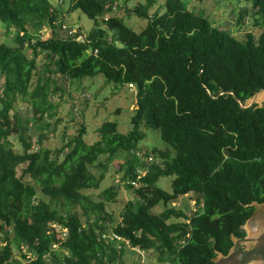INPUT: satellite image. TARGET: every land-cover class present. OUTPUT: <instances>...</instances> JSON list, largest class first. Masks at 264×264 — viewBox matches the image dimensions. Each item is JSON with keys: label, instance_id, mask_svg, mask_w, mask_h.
Wrapping results in <instances>:
<instances>
[{"label": "trees", "instance_id": "16d2710c", "mask_svg": "<svg viewBox=\"0 0 264 264\" xmlns=\"http://www.w3.org/2000/svg\"><path fill=\"white\" fill-rule=\"evenodd\" d=\"M62 1L94 21L84 41L76 38L79 29L74 35L63 29L60 8L50 0H0V19L15 30L17 43H0V264H125V244L155 249L172 264H215L216 256L234 247V238L247 235L253 202H264V100L241 105L264 88V0H246L257 16L254 24L263 28L243 40L184 0H165L153 14L155 0L126 8L128 15L148 19L140 32L113 11L117 0ZM46 26L50 31L42 37ZM41 54L48 71L67 80L103 74L109 82L136 86L133 128L120 133L116 122H105L100 139L88 144L82 125L59 150H36L42 140L33 142L15 104L18 98L29 102L40 117L54 108L51 75L32 87ZM143 128L158 129L169 148L139 158ZM120 150L133 154L119 169L136 197L114 223L106 202L92 200L86 190L105 178L104 170L96 175L91 169L102 167L99 157ZM138 169L147 172L138 178ZM26 175L48 200L38 197ZM162 176L173 177L172 192L158 186ZM133 179L140 185L133 186ZM188 193L199 204L192 215L175 206L153 211ZM103 195L116 200L118 189L106 188ZM111 234L123 240L109 239Z\"/></svg>", "mask_w": 264, "mask_h": 264}, {"label": "rangeland", "instance_id": "374dc122", "mask_svg": "<svg viewBox=\"0 0 264 264\" xmlns=\"http://www.w3.org/2000/svg\"><path fill=\"white\" fill-rule=\"evenodd\" d=\"M50 1L59 6L61 23L64 22V25L68 28L70 27L74 31L79 29L83 35H87L95 27L94 21L84 12L79 9L71 10L69 1ZM147 1L117 0L118 5L113 11L116 14L123 15L125 23L140 32L146 27L148 19L138 16L135 12H131L128 15L127 12L125 13V10L126 8L134 9L138 3H146ZM155 1L156 6L150 8V14H153L157 8L161 7L165 0ZM184 1L190 10L205 15L214 26L224 27L241 40L245 39L246 34L250 31L257 36L262 32L263 27L254 24L257 16L252 8V3L246 0ZM49 31L50 29L46 26L40 32L41 36L46 37ZM58 31L60 32L57 28ZM65 31L62 30L60 35H65L67 32ZM109 35L111 36L110 32ZM0 43L17 45L15 30H9L8 24L1 19ZM25 46H27V43ZM27 54L29 56L32 55L30 48H27ZM37 62L38 68L32 81V87L36 86L39 78L45 79V77L51 75L54 82L51 83L52 91L49 94V98L54 108L40 117L39 114H34L29 102L18 98L15 104L18 109L17 111L25 117L24 121L28 124V131L32 135L33 142L36 143L39 138L42 140L41 146L38 143L35 144L36 150L39 148L48 149L53 152L59 150L80 131L82 125L86 126V134L83 138L88 144H93L100 139L99 129L105 122H116L120 133H128L133 128L132 117L137 108L136 86L109 82L103 74L67 80L54 72L53 69L48 71L49 67L46 66L48 61L44 57V54L38 56ZM56 86L59 87L57 91L54 90ZM263 100L264 95L262 94L258 96L254 103L261 105ZM250 101H246V105ZM1 107L2 105L0 104ZM143 130L146 135L137 144V149L140 153L139 158L145 159V157L152 155L148 154V152L155 153L158 156L159 151L169 148L167 143L162 140L158 129L143 128ZM11 141L18 143V140L14 138ZM132 155L131 152L126 150H120L114 155L104 154L97 161V163L102 164V167L91 168L96 175H99L104 170L105 178L99 188L88 189L86 193L94 201L106 202V209L113 214L114 223L121 222L125 206L136 197L134 190L127 188L124 182H122L124 171L123 169H119V166L122 165L121 163L125 162L128 158H132ZM154 160L155 164L162 163V159L159 157H154ZM25 166L26 164H22L18 167V175L22 174V169ZM146 172L147 169H142L141 175H145ZM172 179V176H162L158 181V186L165 191L172 192ZM24 180L36 186L38 197L48 200V197L41 193L40 186L30 176L26 175ZM112 186L118 189V196L116 200L108 201L103 195V190ZM195 197L194 193H188L180 196L168 205L164 203L158 204L153 211L159 213L167 206H175L184 209L188 215H192L199 209V204L196 202ZM77 209L79 210V207ZM79 212H81V209ZM245 229L248 234L249 230ZM4 242V234L0 231V248L4 245ZM13 256L18 259L21 257V252L16 247H13ZM123 261L125 264H172L169 259L161 260L160 253L155 249L141 251L130 247L128 244L124 245Z\"/></svg>", "mask_w": 264, "mask_h": 264}, {"label": "water", "instance_id": "95a60500", "mask_svg": "<svg viewBox=\"0 0 264 264\" xmlns=\"http://www.w3.org/2000/svg\"><path fill=\"white\" fill-rule=\"evenodd\" d=\"M264 95V88L247 99L248 105H254L258 96ZM238 101H240L237 98ZM255 210L245 224L249 230L244 238H234V247L227 253L214 258L215 264H264V202H253ZM242 244V245H241Z\"/></svg>", "mask_w": 264, "mask_h": 264}, {"label": "built area", "instance_id": "2783aa9c", "mask_svg": "<svg viewBox=\"0 0 264 264\" xmlns=\"http://www.w3.org/2000/svg\"><path fill=\"white\" fill-rule=\"evenodd\" d=\"M63 29L66 30L68 32V34H70V35H74L76 33V30L74 31L70 27L68 28L66 25L63 26ZM76 38L78 40H80V41H84V35L83 34H79ZM152 160H153V158L150 157V161H152ZM137 173H139L138 178H140L142 176L141 175L142 174V169H138L137 170ZM129 182L133 186H136V187L140 185V181H138V180L136 181V180L133 179V180H130ZM61 233H62L63 237H66L67 236V229L66 228H62ZM109 238H111V239H117L119 241L123 240V238H121L120 236H118L116 234L109 235ZM54 247L56 248L57 245H54Z\"/></svg>", "mask_w": 264, "mask_h": 264}]
</instances>
